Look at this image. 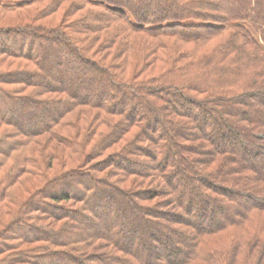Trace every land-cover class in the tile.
Wrapping results in <instances>:
<instances>
[{
	"label": "trees",
	"instance_id": "16d2710c",
	"mask_svg": "<svg viewBox=\"0 0 264 264\" xmlns=\"http://www.w3.org/2000/svg\"><path fill=\"white\" fill-rule=\"evenodd\" d=\"M0 264H264V0H0Z\"/></svg>",
	"mask_w": 264,
	"mask_h": 264
},
{
	"label": "rangeland",
	"instance_id": "374dc122",
	"mask_svg": "<svg viewBox=\"0 0 264 264\" xmlns=\"http://www.w3.org/2000/svg\"><path fill=\"white\" fill-rule=\"evenodd\" d=\"M57 18H58V16H55V17H53L52 19H53V20H54V19L57 20ZM12 67H14V66H12Z\"/></svg>",
	"mask_w": 264,
	"mask_h": 264
}]
</instances>
